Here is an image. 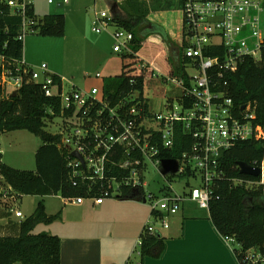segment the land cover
Here are the masks:
<instances>
[{
    "label": "built area",
    "instance_id": "built-area-1",
    "mask_svg": "<svg viewBox=\"0 0 264 264\" xmlns=\"http://www.w3.org/2000/svg\"><path fill=\"white\" fill-rule=\"evenodd\" d=\"M32 2L9 1L12 13L22 18L18 37L21 41L38 32L39 20L28 13ZM47 2L54 4L55 0ZM182 14L183 54L190 60L187 69L196 75L186 69L188 76L164 79L171 80L180 95L175 97L176 102L168 98L161 112H154L144 98L140 101L138 93L113 106L105 98L104 85L90 90H79L74 85L66 89L65 80L50 74L46 64L36 69L24 58L12 60L0 55V86L6 95L16 93L25 81L34 82L41 85L46 97H55L60 103L59 114L49 120L48 126L56 129L51 133L60 137L58 146L69 155L73 186H88L87 198H64L66 202L80 203L90 198L100 205L109 199L136 196L143 203L152 202V218L168 229L169 219L187 201L210 210L212 186L223 178L220 162L225 152L248 140L264 144V124L257 122L254 110L248 106L236 114L233 99L219 91L214 80L215 76L236 72L246 58L256 61L263 58L264 0H186ZM96 16L98 22L93 27L96 33L115 25L113 16L106 11ZM112 38L115 53H133L132 32L117 28ZM95 77L105 84L106 78L100 74ZM179 131H183V141L189 147L178 159L164 156L165 151L175 147ZM172 163L178 165L174 177L185 180L198 175L201 185L189 188L184 195L176 194L171 184L157 193L146 194L149 169L164 164L169 174L175 171ZM251 166L260 169V175L253 177L257 181L235 183L261 186L264 192V156ZM16 215L23 218L20 212ZM159 233L150 223L144 228L146 235L159 236ZM225 240L236 245L234 252L239 264H264L261 250L245 251L232 237ZM141 244L140 238L139 247Z\"/></svg>",
    "mask_w": 264,
    "mask_h": 264
},
{
    "label": "trees",
    "instance_id": "trees-1",
    "mask_svg": "<svg viewBox=\"0 0 264 264\" xmlns=\"http://www.w3.org/2000/svg\"><path fill=\"white\" fill-rule=\"evenodd\" d=\"M11 0H0V55L12 60L23 58V44L18 37L22 28V18L14 15L9 6ZM152 9L170 11L182 9L186 0H151ZM33 3V2H32ZM120 11L113 16V23L121 29L134 34L131 43L132 54L123 56V73L117 77L105 79V98L111 105L126 100L132 93L139 94L144 101L145 70L136 71L131 67L137 64L136 53L144 41L154 34L161 35L160 27L154 29L145 26L150 13L146 3L137 0L126 1L119 5ZM151 9V8H150ZM31 17L39 20L37 34L43 37L60 38L65 35L66 19L60 14L45 15L38 18L34 5L28 6ZM175 59V58H174ZM190 60L181 54L174 62L173 77L188 76L186 67ZM219 91L233 99L236 114L242 108L250 106L257 116V122L264 124V56L256 61L246 58L238 70L215 76ZM134 81V83H132ZM217 89V88H216ZM215 89V90H216ZM146 111L148 104H144ZM54 114L51 115L50 112ZM60 112V103L54 98L46 97L38 83L24 82L16 96L6 95L0 86V136L4 133L27 130L40 138L42 145L36 152V172L15 169L3 163L0 154V176L18 199L22 196H54L63 198H87L88 186H73L68 169L69 155L59 148L60 137L47 130L48 122ZM183 131H179L175 147L165 151L164 156L178 159L187 150ZM264 156V144L255 140L237 143L222 155L220 172L223 178L213 184L214 197L210 203V218L224 237H232L243 250L259 249L264 252V192L261 186H250L235 181H257V179L240 173L238 163L249 165ZM10 196L6 194L5 197ZM128 199H139L132 196ZM5 212L4 217H10ZM60 214L49 215L44 203H39L34 213L14 225V231L0 234V264H62L61 239L57 235L34 234L39 224H52ZM143 256L161 250L159 236L140 235Z\"/></svg>",
    "mask_w": 264,
    "mask_h": 264
},
{
    "label": "rangeland",
    "instance_id": "rangeland-1",
    "mask_svg": "<svg viewBox=\"0 0 264 264\" xmlns=\"http://www.w3.org/2000/svg\"><path fill=\"white\" fill-rule=\"evenodd\" d=\"M62 0H55L54 4H49L47 0H33L35 13L39 17L45 15L60 14L65 16L66 27L65 35L60 38L43 37L39 34H29L24 39L23 58L25 61L35 67L46 64L48 69L59 77L65 80V87L69 89L71 86H76L79 90H90L94 87H101V80L95 79L97 74L104 78L117 77L114 76L123 73V55L113 51L114 39L112 33L118 28L116 25L109 27L108 31L96 33L93 31L94 23L97 21V13L106 11L112 15L109 3L111 0H69L63 8L58 9L57 3ZM119 2V5H125L126 1L131 0H112ZM139 3H146L150 13L147 16L145 26L154 29V26L160 27V46L153 39L148 40L150 35L142 44L141 56L149 61H153L157 66V70H165L167 61L164 55L160 54L162 48L168 54V58L174 59L179 57L182 49V34L181 44L176 42L174 34L181 33L182 27V9H174L170 11H156L152 9L151 0H137ZM178 1V0H174ZM151 8V9H150ZM173 36V37H172ZM144 45V46H143ZM162 51V50H161ZM142 65V62H139ZM172 66V65H171ZM174 68V67H173ZM187 69V68H186ZM190 74L196 75L190 69H187ZM159 73H161L159 71ZM112 75V76H110ZM180 95V90L172 83L171 80L165 82L161 76H146L143 98L149 104L154 112H161L168 98L174 99ZM49 132H55L56 129L51 125L47 127ZM42 142L39 137L27 130H17L4 133L0 136V150L3 151L2 161L8 166L15 169L36 172V152L41 147ZM171 166L175 171L166 173L164 164L158 169H149L146 181L149 184L145 192L149 191L157 193L163 186L171 184L175 193L184 195L188 193L189 188L200 186V177H195L182 180V178L174 177L178 165L172 163ZM167 177V180L165 179ZM0 188V206L6 212L13 210V213L20 211L24 218L31 216L39 203H44L47 211L57 214L59 211L70 212L71 218H65L66 223L61 221V217L52 224H39L34 234H49L57 235L60 231L63 236L71 229H76L75 220L80 219L75 217V213H81L78 209L91 208L94 204L93 199H84L80 203L65 202L61 194L54 196H23L20 199L14 195L9 186L5 185L4 180ZM6 194L10 196L5 197ZM107 203H115L120 205L116 209V215L107 218H100L99 215L91 213V219L97 223V227H103L107 231L113 232V238L107 239L105 244V253L103 254L102 264H112L113 259L121 257V252L127 247L130 241L133 243L132 236L136 231L137 238L135 239L130 258L125 260L126 264H138L141 260L139 256V240L142 230L145 226L150 225L162 233L166 232L164 227L155 222L152 218V202L143 203L138 199L118 200L109 199ZM186 212H206L199 209L198 205L193 202H185ZM61 214V216H62ZM127 215L119 220V216ZM135 217L134 224L131 222V216ZM100 218V219H99ZM173 219V218H172ZM169 219V223L172 222ZM64 223V224H63ZM140 227V228H139ZM140 229V230H138ZM62 230V231H61ZM74 234H69L73 236ZM77 236V235H74ZM60 237V236H59ZM234 247L235 244H232Z\"/></svg>",
    "mask_w": 264,
    "mask_h": 264
},
{
    "label": "crops",
    "instance_id": "crops-1",
    "mask_svg": "<svg viewBox=\"0 0 264 264\" xmlns=\"http://www.w3.org/2000/svg\"><path fill=\"white\" fill-rule=\"evenodd\" d=\"M62 2L63 0L61 3ZM112 5H117V12L120 11L119 2H113L111 0V4H109V6L112 7ZM36 16L41 18L37 14ZM181 34L183 39V23L181 27V33L174 34V37L172 36L176 42L179 43L180 41V44L182 42V40H180ZM150 39L158 42L154 45H161L160 36L158 34L152 35L148 38V40ZM159 52L161 55H164L165 60L167 61L165 70H157L156 64H154L153 61L151 62L142 57L140 50L138 53H136L137 58L135 59L138 63L131 67L132 69H135L133 73H136V71L139 72L141 70H145L146 76H155L156 74L157 76H161L162 79L173 77V65L175 59L178 61L179 57H175V59H169L168 54L165 53L162 48ZM121 54L124 56L126 53ZM140 61L142 62V65L139 63ZM159 71L161 73H159ZM49 72L53 76H59L53 74L50 70ZM114 76H118V74ZM95 79L97 78L95 77ZM101 84V86L104 85L103 82ZM0 154L2 158L3 151L0 150ZM184 206L185 203L182 207V210L177 215L172 217L173 219L171 218L172 222H170V227L165 229L166 232L162 234L161 232L159 233V238L162 244L161 250L156 249L152 254L145 256H143L141 251H139L141 260L138 264H239L238 258L234 252V246L227 242L225 237L222 236L216 229L210 218L209 210H206L204 213L202 211L188 213L186 212ZM119 207L120 205L115 203H107L106 200L100 205H96L94 203L91 208L78 209L81 211V213H75V217L80 218L75 220L74 225H77V228L73 230L71 229L70 232L64 233L63 236L61 235L62 233H60V231L57 233V236H60L61 239L62 264H102V258L106 248L105 244L107 243V239L109 240L113 238L114 234L112 231L103 229L102 226L97 227V224L99 223L96 224V222L91 219V213L99 215L100 218H111L116 215L115 211ZM199 209L201 210L200 207ZM5 212L6 210L0 206V234L13 232L14 225L25 219L24 216L23 218H20L16 215L20 211L13 213V210H8L7 212L11 214L10 217H4ZM46 212L49 215H56L50 213V211H47V207ZM57 214H60L59 218L61 217V221H64V223H66L65 218L73 217L71 216V213H67V211L63 212V214L62 211H59ZM122 217H126L127 219V215H122L118 217L119 220ZM134 222L135 217L132 215L130 223L134 224ZM69 234H74L77 236H69ZM137 234L138 233L134 231L132 236L133 243L137 238ZM133 243L130 241V243L127 244L128 246H125L124 250L121 252V257L119 260L113 259L112 264H126L125 260L130 258V253L133 249Z\"/></svg>",
    "mask_w": 264,
    "mask_h": 264
},
{
    "label": "water",
    "instance_id": "water-1",
    "mask_svg": "<svg viewBox=\"0 0 264 264\" xmlns=\"http://www.w3.org/2000/svg\"><path fill=\"white\" fill-rule=\"evenodd\" d=\"M109 4H111V3H109ZM63 7H64L63 3L59 2L57 4L58 9H61ZM111 12H112V16H114L117 13V5H112ZM12 96H16V93H13ZM169 165H170V162L167 161L166 167H165L167 172L170 171ZM238 168L240 170V173L243 175H247V176H251V177H258L260 175V169L254 168L253 166H251L247 163H243V162L238 163ZM2 183L3 182L0 180V188L2 186Z\"/></svg>",
    "mask_w": 264,
    "mask_h": 264
}]
</instances>
